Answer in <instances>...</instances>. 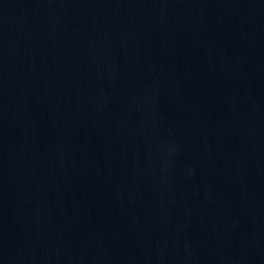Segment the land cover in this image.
Returning <instances> with one entry per match:
<instances>
[{"label":"water","instance_id":"water-1","mask_svg":"<svg viewBox=\"0 0 264 264\" xmlns=\"http://www.w3.org/2000/svg\"><path fill=\"white\" fill-rule=\"evenodd\" d=\"M0 264H264V0H0Z\"/></svg>","mask_w":264,"mask_h":264}]
</instances>
